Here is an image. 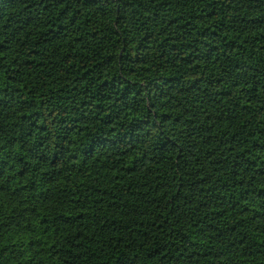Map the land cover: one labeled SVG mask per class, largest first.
Here are the masks:
<instances>
[{"label": "trees", "instance_id": "16d2710c", "mask_svg": "<svg viewBox=\"0 0 264 264\" xmlns=\"http://www.w3.org/2000/svg\"><path fill=\"white\" fill-rule=\"evenodd\" d=\"M0 264H264V0H0Z\"/></svg>", "mask_w": 264, "mask_h": 264}]
</instances>
